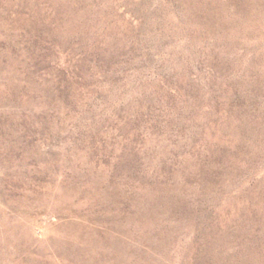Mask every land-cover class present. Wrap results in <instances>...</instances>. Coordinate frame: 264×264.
Wrapping results in <instances>:
<instances>
[{
	"label": "rangeland",
	"instance_id": "obj_1",
	"mask_svg": "<svg viewBox=\"0 0 264 264\" xmlns=\"http://www.w3.org/2000/svg\"><path fill=\"white\" fill-rule=\"evenodd\" d=\"M0 264H264V0H0Z\"/></svg>",
	"mask_w": 264,
	"mask_h": 264
}]
</instances>
